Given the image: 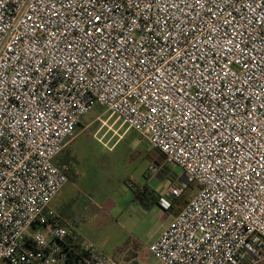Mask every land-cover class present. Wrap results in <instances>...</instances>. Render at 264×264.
I'll list each match as a JSON object with an SVG mask.
<instances>
[{"label":"built area","instance_id":"obj_1","mask_svg":"<svg viewBox=\"0 0 264 264\" xmlns=\"http://www.w3.org/2000/svg\"><path fill=\"white\" fill-rule=\"evenodd\" d=\"M96 105L200 187L153 258L264 264V0H0V262L121 264L46 214Z\"/></svg>","mask_w":264,"mask_h":264},{"label":"rangeland","instance_id":"obj_2","mask_svg":"<svg viewBox=\"0 0 264 264\" xmlns=\"http://www.w3.org/2000/svg\"><path fill=\"white\" fill-rule=\"evenodd\" d=\"M75 134L79 137L64 148L58 160H71L77 190L78 202L68 206L66 212L76 219L80 235L99 255L120 262L126 255L142 253L144 261L150 263L151 255L144 248L151 246L152 239L167 224V215L180 205L184 207L198 193L199 185L187 181L175 165L163 166L152 176L150 168L160 164L162 155L146 137L124 126L101 105L94 106L82 119ZM128 180L131 186L138 183L160 196L179 185L182 194L168 210L159 203L147 207L136 199ZM56 204L64 208L65 196H60Z\"/></svg>","mask_w":264,"mask_h":264},{"label":"crops","instance_id":"obj_3","mask_svg":"<svg viewBox=\"0 0 264 264\" xmlns=\"http://www.w3.org/2000/svg\"><path fill=\"white\" fill-rule=\"evenodd\" d=\"M82 122V121H81ZM79 135L78 134H74L73 138H71L70 140L67 141L65 149L69 146V144L71 142H73L76 138H78ZM60 158H57V164L60 167H64V166H68L69 167V172H70V181L63 187V189L59 192V194L53 199V201L51 202L49 208L46 211V214L49 215L50 213L54 214L55 216H57L61 223L63 225L66 226H73L76 231L80 234L79 228L78 226L75 225L76 223V219L74 221V219H72L70 216V214L67 211L66 208H68V206L75 204L76 202H78V198L76 196L77 194V190H76V185L75 182L72 180V162L71 160H69L68 162L66 160H63L61 163L58 162ZM152 179V178H151ZM128 186L129 188L133 189H145L143 186L139 185L138 183L136 184L134 182L135 185L129 184V180H128ZM156 191H151V192H147L145 196H140V198H136L139 202H141L143 205L149 207V205L152 204H158V200L161 197L159 194H155ZM64 195L65 196V202H66V206L63 208L61 205H57L56 201L57 199L60 198V196ZM176 203V201L174 202ZM173 203V204H174ZM146 207V208H147ZM182 205H180L178 207V209H176L175 211L172 212L171 215H167L166 217V222L167 224H164L163 228L160 230L159 234L156 235L151 242V245L156 242L158 240V238L163 234V232L168 228V226L173 222L175 216L182 210ZM69 210V209H68ZM165 222V223H166ZM149 247H145L144 249L146 250L145 252H147L149 255H151L150 251H149ZM102 256V255H101ZM151 258V262L150 263H146L144 261V258L142 257V253L137 255V254H133L131 256H124V258L122 259V261H120L121 264H161L159 261L155 260V258H152V255L150 256ZM109 258V257H107ZM4 262V261H3ZM1 263V262H0ZM7 263V262H6ZM9 264V263H8Z\"/></svg>","mask_w":264,"mask_h":264},{"label":"trees","instance_id":"obj_4","mask_svg":"<svg viewBox=\"0 0 264 264\" xmlns=\"http://www.w3.org/2000/svg\"><path fill=\"white\" fill-rule=\"evenodd\" d=\"M67 175L70 177V172L67 171ZM133 191L135 192L136 194V198H140V196H145L146 193L148 192V189H142V190H139V189H133Z\"/></svg>","mask_w":264,"mask_h":264}]
</instances>
